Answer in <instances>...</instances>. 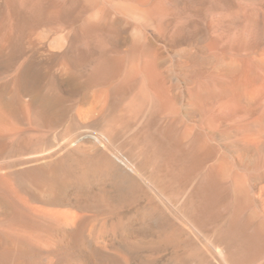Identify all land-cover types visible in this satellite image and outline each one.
I'll list each match as a JSON object with an SVG mask.
<instances>
[{
	"label": "bare ground",
	"instance_id": "6f19581e",
	"mask_svg": "<svg viewBox=\"0 0 264 264\" xmlns=\"http://www.w3.org/2000/svg\"><path fill=\"white\" fill-rule=\"evenodd\" d=\"M2 75L0 264H264V0H0Z\"/></svg>",
	"mask_w": 264,
	"mask_h": 264
},
{
	"label": "rangeland",
	"instance_id": "374dc122",
	"mask_svg": "<svg viewBox=\"0 0 264 264\" xmlns=\"http://www.w3.org/2000/svg\"><path fill=\"white\" fill-rule=\"evenodd\" d=\"M3 77V78H2ZM6 77H4V75H2L1 77H0V81H2V80H4Z\"/></svg>",
	"mask_w": 264,
	"mask_h": 264
}]
</instances>
